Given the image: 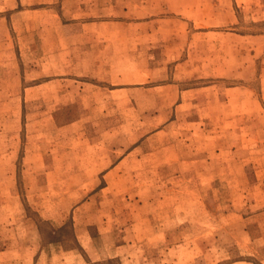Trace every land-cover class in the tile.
I'll return each instance as SVG.
<instances>
[{
    "label": "rangeland",
    "instance_id": "374dc122",
    "mask_svg": "<svg viewBox=\"0 0 264 264\" xmlns=\"http://www.w3.org/2000/svg\"><path fill=\"white\" fill-rule=\"evenodd\" d=\"M0 264H264V0H0Z\"/></svg>",
    "mask_w": 264,
    "mask_h": 264
},
{
    "label": "crops",
    "instance_id": "0c3cea01",
    "mask_svg": "<svg viewBox=\"0 0 264 264\" xmlns=\"http://www.w3.org/2000/svg\"><path fill=\"white\" fill-rule=\"evenodd\" d=\"M203 8H193L192 6L183 8L180 7L178 8V25L184 26L186 28H190V30H193L192 35L194 36H202V35H216V34H223V35H228V36H233V37H240L242 39H247L245 35L237 32V31H232L229 30L228 27L226 29H219L217 28L218 25H223L227 24L224 20H212L209 22H204L199 21V19L202 17L200 14L203 12ZM222 10H229L227 8H224ZM221 13V12H220ZM208 15L207 13H205ZM215 17V16H208V18ZM205 18V17H204ZM230 19V18H229ZM252 36H257V35H251ZM198 47V41L195 39H187L186 40H179L178 39V59H180L184 53V61L185 63H190L191 59L194 57V55L197 52ZM226 55L231 54L233 55L234 52L238 51V47L232 45L226 46ZM187 57V58H186Z\"/></svg>",
    "mask_w": 264,
    "mask_h": 264
}]
</instances>
